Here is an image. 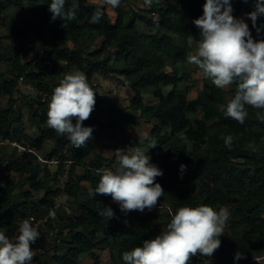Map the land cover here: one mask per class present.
Listing matches in <instances>:
<instances>
[{
	"label": "trees",
	"instance_id": "1",
	"mask_svg": "<svg viewBox=\"0 0 264 264\" xmlns=\"http://www.w3.org/2000/svg\"><path fill=\"white\" fill-rule=\"evenodd\" d=\"M73 2L66 0L65 9ZM50 3L51 0H0V20L8 28V34L0 38V65L7 68L0 71V139L13 142L26 138L34 150L26 149L20 155L16 151L0 152V232L14 235L25 219L40 227L57 199L64 195L72 201L70 208L60 204L54 210L59 227L48 238L49 251L35 253L31 262L81 264V257L86 254L100 264L96 251L105 248L114 264H125L124 252L142 246L144 240L166 229L171 221L169 208L175 214L180 207L207 205L229 212L220 237L221 246L211 257L193 256L189 264L218 258L228 264H264V122L257 118L264 110L246 105L248 116L243 124L226 118L224 110L234 98L237 85L220 89L203 75L204 88L190 97L197 80L193 71L181 69L182 64H189L187 57L197 51L202 40L201 30L193 21L203 15L206 0H153L144 13L133 12L130 20L126 19L124 0L116 8L104 0H75L78 8L72 21L53 20ZM230 3L231 14L236 18L242 12L248 16L254 11L257 0ZM10 6L17 8L20 15L28 7L31 20L36 22L33 29L40 47L27 46V30L20 20L9 15ZM107 7L115 12L114 19ZM96 11L102 16L98 23H92ZM262 25L264 16L258 17L256 27L252 21L248 24L256 40L264 39ZM257 28H261L259 33ZM43 30L49 32L47 37ZM97 39L101 40L100 45L91 48L89 44ZM40 48L46 57H40ZM30 53H34L33 57L23 61V56ZM71 70L84 73L96 93L91 114L110 103L104 121H84L86 127L93 122V133L81 148H75L66 134L60 135L47 125L53 90L60 83L58 79ZM98 74L121 76L128 82L133 92L128 113L119 115L116 100L98 93ZM24 82L31 85L33 95L23 93ZM166 86L171 89L165 94ZM145 92L158 100L145 104ZM5 97L7 107L2 101ZM23 105L28 106L31 120L40 130L38 137L24 134ZM198 112L201 117H193ZM142 119L155 124L149 136L138 141L139 145L132 150L141 147L147 153L150 140L158 143L147 155L163 172L156 182L164 194L158 206L126 213L111 196L89 195V189H95L99 183L95 170H112L117 157L110 160L97 150L96 145L101 142L98 130H113L116 135L122 129L120 120L134 125ZM72 122L75 124L76 120ZM229 135L233 137L230 148L223 139ZM47 141L54 144L49 153L44 150ZM41 153L43 161L60 162L57 171L43 164L39 159ZM181 164L186 165L183 174ZM78 168L83 171L79 173ZM65 174V185L59 186ZM105 207L113 210L111 219L99 215ZM31 217L43 222L37 225ZM44 224H50L49 220ZM40 240L41 237L31 246L43 249ZM237 252H242L244 258L235 259Z\"/></svg>",
	"mask_w": 264,
	"mask_h": 264
},
{
	"label": "clouds",
	"instance_id": "2",
	"mask_svg": "<svg viewBox=\"0 0 264 264\" xmlns=\"http://www.w3.org/2000/svg\"><path fill=\"white\" fill-rule=\"evenodd\" d=\"M144 2L151 6L153 0ZM104 3L116 8L120 0H104ZM65 4L66 0H51L49 11L53 20L72 21L76 18L78 4L75 0L67 10ZM232 11L230 0H206L203 15L193 21L201 30L202 40L196 53L187 57V63L198 66L217 88L223 89L233 83L237 85L224 115L243 124L248 116L246 105L264 110V39H254L248 24L233 17ZM101 16L102 13L96 11L91 22L98 23ZM259 16H264V0H257L255 10L248 13L253 27H256ZM62 26L66 27L65 24ZM260 31L261 28H257V33ZM95 95L84 73L66 74L53 90L47 112L48 127L60 135L66 134L75 148L83 147L92 138L93 128L84 126V121L94 111ZM257 118L264 122V112L258 113ZM223 139L230 148L233 137L229 135ZM157 144L150 140L148 150ZM147 153L139 148L132 150L131 154L117 150L118 168L116 171L96 169L99 183L95 189H89V195L111 196L120 210L126 213L143 212L145 208L150 210L156 206L164 194L156 178L163 172L150 162ZM185 170L186 165L181 164V174ZM168 211L171 221L166 229L154 238L144 240L142 246L124 252L125 264H189L193 256L211 257L219 249L220 237L229 218L227 209L217 211L211 206L201 205L180 207L175 214L171 208ZM50 215L54 217L55 213ZM99 215L111 219L114 212L105 207ZM39 237L38 228L28 219L19 225L14 240L0 232V264H31L35 255L31 245ZM242 258V252L235 254V259Z\"/></svg>",
	"mask_w": 264,
	"mask_h": 264
},
{
	"label": "rangeland",
	"instance_id": "3",
	"mask_svg": "<svg viewBox=\"0 0 264 264\" xmlns=\"http://www.w3.org/2000/svg\"><path fill=\"white\" fill-rule=\"evenodd\" d=\"M124 7H125V11H126V19L130 20L132 19V13H144L145 9L147 8V5L143 2V0H124ZM40 6L38 7V11H40ZM28 7L25 9V11H23V14L20 15V12L18 11L17 8L10 6V8L8 9V13L10 16H14L15 20H20V25L27 30V46H35V47H40L41 43L39 42V37L34 34L35 31L33 29L34 25L36 22H34L33 20H31V16L28 14ZM107 11L110 13V15L113 17V19L115 18L116 14L115 12L107 7ZM190 20L193 21V19L190 17ZM236 19H243L247 24L251 23V19L246 16L243 12L236 17ZM44 33V35L47 37L49 35V32L47 30H43L42 31ZM8 34V28L6 26L3 25V23L0 20V38L5 37ZM4 41L6 43H10L9 40L4 38ZM100 39H97L96 41L90 43V47H97L100 45ZM49 44L52 46H55L56 44H54L53 42L49 41ZM58 45V44H57ZM40 52V57H46L45 51L40 48L39 49ZM196 53V51L194 52V54ZM34 53H30L27 55L23 56V61H26L28 59H31L33 57ZM46 63V62H44ZM6 66L4 65H0V71L3 72L4 70H6ZM169 69V68H168ZM183 72H187V71H193V76L196 78L197 80V86L192 90V92L190 93V97H194L197 94V91L200 89L204 88V80H203V73L200 69H198V66L196 65H192V64H188V65H183L181 67ZM75 73V71H70V73L68 74H72ZM97 87H98V93L102 96L105 97L107 99H114L116 100L117 104H116V108L119 110V115H125L126 113L129 112V110L127 109V106L129 104V99L132 95V89L129 86L128 82L121 76H108V77H104L102 75H97ZM63 78H59L58 81H61ZM22 91L25 94H30L33 95V88L31 87V85L27 84V83H23L22 86ZM226 89L229 88V86L225 87ZM171 89L170 86H166L164 87V93L166 94L169 90ZM143 100L145 104H152L154 102H156L158 99L154 96H152L150 93L145 92L143 93ZM3 105L4 106H8V98L5 97L3 98ZM21 103H18V106ZM110 107V103H106L105 107L100 109L99 111H97L94 114H91L89 119L92 120H101L104 121L107 118L106 115V111L108 110V108ZM23 111V120H24V134L29 135L30 137H38L40 135V130L37 128L36 125L33 124L32 122V116L31 113L28 111V106H24L22 108ZM201 112H198L196 115H193V117H201ZM121 125H122V129L115 135L113 130H98V133L101 137V142L99 144L96 145L97 150L102 153L103 155L107 156L108 159H112L114 156H117V150H119L122 154H127L129 152H131V150L133 149V147L138 146V141L145 139L146 137L149 136L150 131L152 129V126L155 124V121H153L152 123H148L145 120H140L137 124H130V123H126L123 120H120ZM93 124V122H90L88 127H91ZM28 136V137H29ZM14 143H18L21 146L25 147L26 149L30 148L29 146V142L26 141V138H23L22 141L19 140H14ZM110 146V148H109ZM116 146V147H114ZM54 144L52 141H47L45 146H44V150L46 149L47 152H51V150L53 149ZM140 147V146H139ZM141 150V147H140ZM3 151H16L17 154H22L23 152H25L26 150L23 149H19L15 144H13L10 140L8 141L7 139H0V152ZM34 151V150H33ZM41 157H44V154L41 153ZM162 159V153H159V160ZM45 162L43 164H46L47 167L51 170V171H57L59 163L58 160H52V161H42ZM66 167L68 168V164H65ZM159 167V166H158ZM118 168V160L116 157V161L114 162V165L112 167V171H116V169ZM83 170L81 168H78V172L81 173ZM66 182V174L61 176V183L59 186H64ZM22 184V181L20 182ZM86 186L89 187V184H86ZM26 188H28L26 186ZM39 196H41V193L38 194ZM65 197L67 199H65ZM72 201V198H69L67 196H60L57 199V202L61 204L62 208L65 207H69L70 208V202ZM159 201L157 203L156 206L159 205ZM50 213H54V212H49V214L46 216V218L44 219V222L49 220L50 224H44L43 219H35V224H41L43 222V226L41 225L40 227V233H42L41 237V245L44 247L43 249H36L35 247H32L34 253L37 254H44L47 251H49V247L50 245L48 244V238L54 236L57 231L56 228L59 227L58 223V216L55 214L54 217L52 215H50ZM41 222V223H40ZM21 224V223H20ZM58 225V226H57ZM53 226V228L51 227ZM48 232V233H47ZM18 235V231L14 234V235H6L9 239L14 240L15 237ZM45 251V252H44ZM44 252V253H43ZM97 254H99L100 258H101V262L100 264H114L111 260V255H110V251L109 249H98L96 251ZM81 264H95L94 260L92 259V257L90 255H83L81 257ZM31 264H35V262H31ZM207 264H228V262L225 261V259L223 258H218V259H214V260H209L207 262Z\"/></svg>",
	"mask_w": 264,
	"mask_h": 264
},
{
	"label": "built area",
	"instance_id": "4",
	"mask_svg": "<svg viewBox=\"0 0 264 264\" xmlns=\"http://www.w3.org/2000/svg\"><path fill=\"white\" fill-rule=\"evenodd\" d=\"M8 141H9V140H8ZM12 143L15 144L19 149L26 150V148L23 147V146H21L20 144H18V143H14V142H12ZM28 149L31 150V151L33 150V149H31V148H28ZM39 159H40L41 161H43V158H42V157H39ZM59 205H60V203L57 202V204L55 205V207L51 209V212H54V210H55L56 208H58ZM30 219L33 220V221H35L34 217H31ZM208 261H209V260H205L203 264H207Z\"/></svg>",
	"mask_w": 264,
	"mask_h": 264
}]
</instances>
